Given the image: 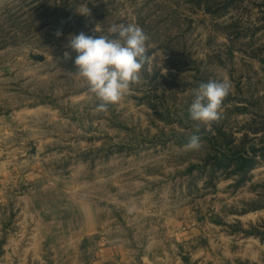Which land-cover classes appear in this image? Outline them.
Instances as JSON below:
<instances>
[{
  "label": "rangeland",
  "instance_id": "rangeland-1",
  "mask_svg": "<svg viewBox=\"0 0 264 264\" xmlns=\"http://www.w3.org/2000/svg\"><path fill=\"white\" fill-rule=\"evenodd\" d=\"M114 23L144 30L150 63L96 113L66 45ZM209 80L231 89L188 151ZM263 130L264 0H0V264H264V240L244 232L264 222V157L240 185L191 170L210 139L250 149Z\"/></svg>",
  "mask_w": 264,
  "mask_h": 264
},
{
  "label": "clouds",
  "instance_id": "clouds-1",
  "mask_svg": "<svg viewBox=\"0 0 264 264\" xmlns=\"http://www.w3.org/2000/svg\"><path fill=\"white\" fill-rule=\"evenodd\" d=\"M82 15H89L84 6ZM99 36L86 35L84 32L70 34L67 49L76 53L73 61L77 67L75 74L88 86L89 91L99 101L94 111L106 113L131 90L132 86L143 82L142 72L150 63V37L134 23L112 24L106 29L99 25L94 29ZM62 30L55 35L60 37ZM65 61L72 59L71 52L63 54ZM231 89L227 80L201 82L194 90V99L189 106L190 119L194 123L193 134L184 145L185 150L198 151L202 147L201 125L209 126L221 119L224 99Z\"/></svg>",
  "mask_w": 264,
  "mask_h": 264
},
{
  "label": "trees",
  "instance_id": "trees-1",
  "mask_svg": "<svg viewBox=\"0 0 264 264\" xmlns=\"http://www.w3.org/2000/svg\"><path fill=\"white\" fill-rule=\"evenodd\" d=\"M216 122L212 123L215 125ZM264 131V130H263ZM221 134V129L219 130ZM223 132V131H222ZM262 132L261 128H255L254 133ZM212 141L214 145V154H207L200 163L192 166L202 171L201 173L208 176V184L215 185L216 172L226 171L228 175H239L236 185H240L250 179V172L259 164V158L264 157V139L260 145L253 144L250 149L238 147L233 139H225L219 144V141ZM246 234L255 235L264 240V222L253 225L245 229Z\"/></svg>",
  "mask_w": 264,
  "mask_h": 264
},
{
  "label": "water",
  "instance_id": "water-1",
  "mask_svg": "<svg viewBox=\"0 0 264 264\" xmlns=\"http://www.w3.org/2000/svg\"><path fill=\"white\" fill-rule=\"evenodd\" d=\"M30 57L35 60L43 61L45 59V56L42 53H29ZM29 149L27 150V154H34L37 151V144L33 139H30L28 141ZM184 258L187 259L186 254L184 255Z\"/></svg>",
  "mask_w": 264,
  "mask_h": 264
},
{
  "label": "crops",
  "instance_id": "crops-1",
  "mask_svg": "<svg viewBox=\"0 0 264 264\" xmlns=\"http://www.w3.org/2000/svg\"><path fill=\"white\" fill-rule=\"evenodd\" d=\"M116 250L115 245L114 246H103L100 248V255L101 256H109L110 254H114ZM118 253V251L116 252Z\"/></svg>",
  "mask_w": 264,
  "mask_h": 264
}]
</instances>
